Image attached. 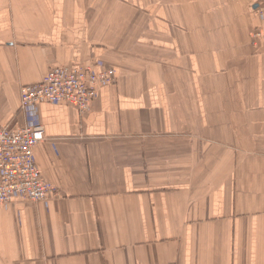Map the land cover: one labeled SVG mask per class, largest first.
I'll return each instance as SVG.
<instances>
[{
  "label": "crops",
  "instance_id": "obj_1",
  "mask_svg": "<svg viewBox=\"0 0 264 264\" xmlns=\"http://www.w3.org/2000/svg\"><path fill=\"white\" fill-rule=\"evenodd\" d=\"M256 27L264 0H0V123L43 124L61 192L0 205V264H264ZM58 65L117 81L85 115L21 109Z\"/></svg>",
  "mask_w": 264,
  "mask_h": 264
},
{
  "label": "built area",
  "instance_id": "obj_2",
  "mask_svg": "<svg viewBox=\"0 0 264 264\" xmlns=\"http://www.w3.org/2000/svg\"><path fill=\"white\" fill-rule=\"evenodd\" d=\"M264 33L256 27L252 34L257 46ZM117 81L114 68L100 71L91 66L51 68L37 84L20 89V107L26 109L43 103L69 105L80 115L91 111L92 102L105 86ZM46 139L43 124L22 127L0 123V205L15 200L40 202L58 199L59 187L47 180L35 161V147Z\"/></svg>",
  "mask_w": 264,
  "mask_h": 264
},
{
  "label": "water",
  "instance_id": "obj_3",
  "mask_svg": "<svg viewBox=\"0 0 264 264\" xmlns=\"http://www.w3.org/2000/svg\"><path fill=\"white\" fill-rule=\"evenodd\" d=\"M259 6V4H256L254 7L257 8Z\"/></svg>",
  "mask_w": 264,
  "mask_h": 264
}]
</instances>
